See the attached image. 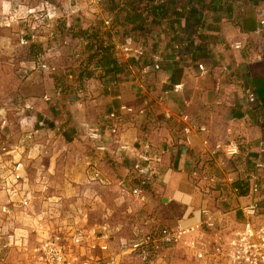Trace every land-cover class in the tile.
<instances>
[{
	"label": "crops",
	"instance_id": "1",
	"mask_svg": "<svg viewBox=\"0 0 264 264\" xmlns=\"http://www.w3.org/2000/svg\"><path fill=\"white\" fill-rule=\"evenodd\" d=\"M77 3L83 12L70 17L71 30L98 29L114 55L106 64L110 70L101 88L90 92L82 83L85 99L58 97L53 105L42 102L38 105V117H44L48 127L44 137L46 133H55L61 118L72 126V133L74 130V134H79L81 122H99L120 104L139 107L147 103L146 115L129 116L121 127V138L130 142L135 137L148 139L166 150L148 199L140 204L147 203L153 215L159 216V224H172L182 217L185 224L194 223L200 210L207 207L216 220L208 240L226 238L244 219L241 210L249 199L243 183L251 181L255 170L244 152L226 158L213 156L210 150L216 140L241 139L255 146L259 138H264V0H77ZM112 12L115 25L107 29L103 20ZM133 12H139L140 19L124 24V19ZM66 35L70 37L66 42L73 43L70 48L76 50L77 57L85 41ZM126 35L142 42L146 50L143 57H128L115 48ZM236 41L241 42L240 49L233 48ZM155 60L160 65L158 70L152 67L143 70L145 64L151 66ZM198 63L205 66L207 74L199 72ZM175 84L181 85L177 91L173 90ZM246 86L255 94L253 103L246 99ZM167 111L173 113L172 118L165 117ZM183 114L188 115L192 124L206 128L205 132H193L189 143L181 132L183 124L175 121ZM249 156L256 157L252 152ZM105 160L113 163L115 172L121 171L115 180L117 184L124 173L117 165L128 162L107 157ZM83 169L84 166L82 173ZM67 194L82 195L79 186L70 187ZM257 199L262 201L264 222V198ZM174 210L179 215L173 214ZM174 251L171 254L177 253ZM12 254H8L5 264H18ZM181 254V261L176 260L177 255H170L173 264H203L187 249Z\"/></svg>",
	"mask_w": 264,
	"mask_h": 264
},
{
	"label": "built area",
	"instance_id": "2",
	"mask_svg": "<svg viewBox=\"0 0 264 264\" xmlns=\"http://www.w3.org/2000/svg\"><path fill=\"white\" fill-rule=\"evenodd\" d=\"M40 1L41 8L38 11L28 8L26 15L50 22L46 24L47 27H53L61 19L69 26L70 17L83 12L77 0H66L67 3L60 0ZM115 19L113 12L107 14L103 26L111 28L115 25ZM41 37L45 39V45L41 52L35 54L32 63L42 72L51 73L54 67L50 60L60 53V49L49 43L53 40V31ZM18 40L20 45H28L29 41H35V35L28 40L20 34ZM241 47V42L233 43V48ZM115 48L128 57L141 58L146 53L142 42L129 35ZM100 66L93 64L92 68L101 70ZM151 67L158 70L160 65L155 60L151 66L145 64L143 70ZM197 69L201 74L208 73L202 63L197 64ZM66 79L78 97L85 94L77 72L68 71ZM180 88V84L173 85L175 91ZM60 92L61 87H58L54 94L44 93L37 98L10 96L0 105V264H5L8 254L16 251L25 254L21 264H120L122 255L129 254L136 256L141 264H172L164 259V253L169 254L179 247H185L197 262L203 264H264L262 201L257 199L259 196L264 198V138H259L255 146L241 139L216 140L212 143L210 152L213 156L233 158L244 152L255 170L251 181L243 183L247 186L249 199L241 210L244 219L229 231L226 238L208 240L216 220L207 207L200 210L199 219L194 223L185 224L183 217L172 224H159L156 221L149 231L135 232L129 242L121 237L119 251L112 249V242L120 228L109 223L108 210L101 221L90 223L88 211L91 209H64L60 197L48 195L45 196L48 202L40 211H27L35 198L34 191H45L47 183V177L43 175L38 179L41 188L34 190L29 181L27 164L39 157L52 155L55 150L45 138L49 134L46 133L44 137L48 127L46 119L38 117V105L41 102L55 104ZM244 94L249 103L254 102L255 94L251 87L246 86ZM147 112V103L139 107L120 104L104 114L99 122L83 121L79 124L78 130L90 148L83 160L86 184H107V178L98 166L99 161L106 157L113 161L118 158L128 162L127 165H117L124 172L117 179L121 197L127 193L139 203L146 202L149 188L159 175L166 150L148 139L138 140L135 137L130 142L121 138V127L127 117L146 115ZM165 117L172 118L173 113L167 111ZM175 121L183 124L181 132L186 143L190 142L193 132L206 131L204 126L192 124L186 114L178 116ZM56 129L59 130V126ZM60 137L63 139V136ZM250 152L256 157H250ZM57 153L66 157V148ZM94 194L97 199L99 196Z\"/></svg>",
	"mask_w": 264,
	"mask_h": 264
},
{
	"label": "rangeland",
	"instance_id": "3",
	"mask_svg": "<svg viewBox=\"0 0 264 264\" xmlns=\"http://www.w3.org/2000/svg\"><path fill=\"white\" fill-rule=\"evenodd\" d=\"M52 1L57 2L59 0ZM28 8L38 11L41 8V1L0 0V105L10 96L37 98L44 93L52 94L53 89L58 87H61L59 98L85 99L86 95L78 97L69 85L66 79L68 71L78 73V79L81 84L85 83L86 90L91 92V90L95 91V88L96 90L97 88H101L110 70L109 66H106L110 60L94 63L95 65H101V70H94L91 67L88 68L89 70H85L88 75L82 73L77 66L78 58L76 57V50L73 49L71 51L70 48L73 47V43L67 42L64 44V41L70 38L66 35L68 31H64V20L57 21L53 27H47L46 24L50 22L34 19L31 14L26 15ZM50 31L54 32V37L49 43L54 48L58 47L60 53L59 55L55 54L51 58L50 64L54 69L51 73H47L38 69L32 61L35 54L41 52L45 45V39L41 36L49 34ZM79 32L82 33L83 29L77 27L74 33ZM86 32L91 35L98 34L103 40V34L98 29ZM20 34L28 40L34 34L35 41H29L28 45H20L18 40ZM60 44L62 48H60ZM105 46L108 45L105 44ZM67 124L68 122L64 118H61V121L57 125L60 129H55L57 130L55 133L45 137L49 141V144L51 143L55 147L53 154L39 157L36 159L38 162L35 160L27 164L29 181L34 190L41 188L38 179L43 175L48 176L47 183H45V191L44 189L43 192L34 191L35 198L32 200L31 206L27 211H40L44 207V204L48 202L45 197L48 195L60 197L62 201L61 206L64 209H85L87 211L91 209L88 211L90 223L101 221L103 214L108 210L109 223L112 226H119L120 228L112 242V249L119 251V239L121 237L127 242L131 241L135 232L144 233L149 231L152 223L156 222L159 216L153 215L154 212H151L147 208V203L142 205L127 193H124L121 197L115 181L117 174L121 171L115 172L114 170L116 169H113L115 166L113 163H109V161L102 159L98 164L103 176L109 180V183L86 184L87 182L81 172V168L84 166L83 160L85 159V155L89 153V144L81 133L74 134V130L72 133V126H67ZM60 133L64 134L63 139L58 136ZM64 147L67 151L66 157H63L61 153H57ZM76 158H79V161H76ZM71 175L73 176L72 179L70 178ZM76 177H78L77 180ZM73 179L76 181H73ZM73 186H79V191L82 195H75V197L68 195L67 190ZM87 189H89L88 193L85 192ZM92 190L97 192L96 194L99 196L97 199L94 198L95 194ZM78 198L80 200H77ZM172 213L179 215L178 210H174ZM185 251V247L177 248L174 251L177 252L174 254L177 255L176 260H182L181 253ZM171 252L169 254L164 253V259H167L170 263H172L170 260L171 256H174ZM185 254L188 255L187 253ZM24 255L22 251H16L12 254V257L15 258L18 264H21L20 261ZM122 258L120 264H141L140 260L133 254L125 255L124 257L122 255Z\"/></svg>",
	"mask_w": 264,
	"mask_h": 264
},
{
	"label": "trees",
	"instance_id": "4",
	"mask_svg": "<svg viewBox=\"0 0 264 264\" xmlns=\"http://www.w3.org/2000/svg\"><path fill=\"white\" fill-rule=\"evenodd\" d=\"M139 13V12H138ZM138 13H132L124 19V24H132L140 19ZM68 33L73 38H79L85 41L82 51H78V69L84 74H87L85 70H89L95 62L109 61L114 55L112 47L105 46L104 39L102 40L98 34H88L87 32L74 33L71 30L70 25L66 26ZM83 55V56H82ZM77 69V68H76ZM88 75V74H87Z\"/></svg>",
	"mask_w": 264,
	"mask_h": 264
}]
</instances>
